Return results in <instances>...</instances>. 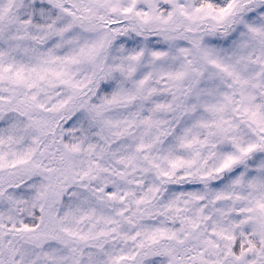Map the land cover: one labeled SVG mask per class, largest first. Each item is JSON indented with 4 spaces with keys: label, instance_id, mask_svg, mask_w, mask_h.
<instances>
[{
    "label": "snow or ice",
    "instance_id": "6c2138e0",
    "mask_svg": "<svg viewBox=\"0 0 264 264\" xmlns=\"http://www.w3.org/2000/svg\"><path fill=\"white\" fill-rule=\"evenodd\" d=\"M0 264H264V0H0Z\"/></svg>",
    "mask_w": 264,
    "mask_h": 264
}]
</instances>
